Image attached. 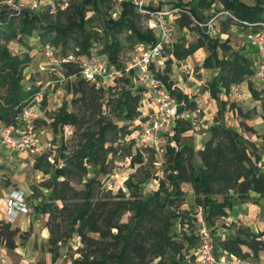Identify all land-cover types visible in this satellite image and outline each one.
Listing matches in <instances>:
<instances>
[{"label":"trees","instance_id":"1","mask_svg":"<svg viewBox=\"0 0 264 264\" xmlns=\"http://www.w3.org/2000/svg\"><path fill=\"white\" fill-rule=\"evenodd\" d=\"M214 1L199 0L195 3V0H189L187 4L186 1L185 3L180 1L179 4L189 8L196 18L202 19L204 15L200 6L210 8ZM221 1L225 8L240 19L264 21L263 0H257L255 3L245 0ZM107 2L111 8L112 0H78L67 8L58 7L55 19H49L54 13L51 6L46 11H37L30 6L15 9L13 12L3 8L0 10V123H21L24 106L33 99L37 91L42 90L41 84L28 87L22 83L24 57L14 53L6 43H2L1 36L6 40L13 37L25 38L38 31L44 42L56 44L57 51L65 55L70 41L78 33L77 42L81 45V52L89 53L99 33L89 25L92 19L87 16V11H100L104 17L107 35L105 48L109 62L117 63L120 67H124L118 59V53L123 48V39L116 35L117 32L126 31L128 33L126 38L134 39L135 42L158 39L154 28H143L140 25L141 15L132 4L124 2L121 15L114 19L110 16V8L108 13L103 11V5ZM182 23L185 24L186 21L182 20ZM230 41L231 38L220 39L203 33L196 42L185 44L179 41L173 44L171 51L179 59L186 58L199 47L206 45L209 54L204 64L216 62L219 67V71L208 83L209 91L218 103L214 122L207 129L209 136L201 148L181 140L182 134L192 126L191 119L184 118L181 113L187 109H194L197 104L187 93L175 89L173 93L176 94L178 101L179 116L173 127L176 143L170 142L167 146L170 170L161 180V186L155 194L149 197H139L140 182L129 179L127 183L129 182L135 198L117 201L116 207L107 212H100L92 199L96 174L86 181L85 189L80 192L69 185L67 176L75 173L87 174L86 162L96 167L109 152H119L118 145L113 143L106 145L109 131L128 132L126 131L128 124L133 123L140 115L137 107L141 104L144 86L141 84L137 87L130 86L131 73H124L121 76L125 84L120 89L98 84L81 74V55L77 59L62 61L60 68H65L66 76L75 75L71 83L73 92L71 102L76 107L71 108L67 101L63 102L54 116L53 127L57 131H62L66 124H73L81 138L78 145L68 152L65 151L67 145L62 135L55 140L58 148L55 160L58 163L46 169L50 176L45 178L42 184L49 188L48 197L37 204L36 208L40 212H50L51 215L55 208L66 209L69 226L64 236L79 234L86 245L81 250V255L73 260V264H136L137 259L145 261L147 251L150 256L149 264H181L184 253L198 241V237L191 229V232L177 229L178 221L183 222L187 217L174 208V204L185 197L184 181H190L192 184L196 201L203 207L210 229V225L214 224L218 216L229 212L234 204L233 195L246 198L250 196L251 190L264 194V167L260 164L264 154V135L263 143L258 145L239 129L220 119L228 106L237 113L241 108L228 98L222 97L221 92L229 93L233 83L253 72L249 54L242 48H233ZM158 73L169 84L172 82L170 69L160 70ZM251 87L254 97H259V92L252 83ZM45 94L43 92L44 97ZM262 104L264 115V99ZM105 105L117 106V115L124 121L123 124L119 125L107 117L104 112ZM241 123L244 127L252 129L244 120ZM43 156L40 155L34 163L36 167H42ZM60 159L62 162H59ZM34 188L36 189V185ZM77 195H81L83 199L72 200L71 203V198ZM58 199L65 201L60 208L54 203ZM152 199L166 210V214L158 219V228L152 229L150 235L146 236L141 229L145 219L155 215L151 209ZM68 201L70 203H66ZM129 208L134 210V215L127 224L120 220V216L122 210ZM193 215L192 221L195 224V212ZM188 220L190 223L191 220ZM48 223H51L50 219ZM4 224L8 229L11 226L10 222ZM113 228L117 231H112ZM88 231L99 232L102 240L91 237ZM259 235L260 233L249 231L247 237L230 236L222 242L223 248L241 258L257 257L259 251L264 249V241L258 238ZM62 240L63 235L51 228L50 249L53 252V260L59 255V243ZM244 246L249 247V250H245ZM98 248L101 252L99 254L96 253ZM156 259L158 260L154 262Z\"/></svg>","mask_w":264,"mask_h":264},{"label":"rangeland","instance_id":"2","mask_svg":"<svg viewBox=\"0 0 264 264\" xmlns=\"http://www.w3.org/2000/svg\"><path fill=\"white\" fill-rule=\"evenodd\" d=\"M11 1L20 5L22 9L30 6L33 0ZM76 1L78 0H73L72 3ZM179 1L183 0L169 1L165 6L171 8L175 2L179 5ZM196 1L199 0H195V3ZM245 1L255 3L257 0ZM183 2L185 3V1ZM262 3L264 5V0ZM41 4L43 7L41 11H46L49 6L54 9V13L49 19H55L58 9L54 6L56 0H41ZM108 4L109 2L103 5V11H107V13L110 8ZM180 6L182 5L180 4ZM223 6L224 4L221 0H215L211 8L202 5L200 9L201 13L206 17L212 10L220 11ZM2 8L12 12L16 9L7 3ZM188 15L181 11L173 19L172 17L169 19L171 34L168 46L164 52V62L160 66V69L163 71L170 69V80L176 83V89L178 88L184 93H187L191 100L196 101L197 105L194 109H187L181 113L184 118H189L192 121V126L182 134L181 140L193 143L196 148H201L204 140L209 136L207 129L209 124L214 122V117L218 109L216 100L213 107L209 105V102H213V99H211L212 96L208 88V83L219 71V67L216 62L207 65L204 64L205 58L209 54V49L206 45L198 48L186 58L182 59L177 58L171 51L174 43L182 41L185 44H190L196 42L203 36L201 29L197 27L192 17ZM87 16H90L92 19L89 25L98 30V38L92 43L90 52L84 53L81 52V45L77 42L78 33H76L67 47V54H73V58L77 59L79 55L86 56L92 52H96L101 57L109 59L108 52L105 48L107 35L105 33L103 12L88 10ZM145 19L141 18L140 20V25L143 28H147L148 25L144 23ZM182 20L186 21V23L183 24ZM222 24L224 29L230 31V42L233 48H242L243 50V32L239 31L240 29L228 19ZM154 30L159 35L160 26H156ZM127 34L126 31L116 33L118 37L123 39V48L118 53V59L123 64L131 62L136 54L135 40L126 38ZM3 37L1 36L2 43H6L14 53L24 57L22 83L28 87L41 84L42 91L44 94L46 92V94L45 97L44 95L38 94L40 96L37 98L38 100L36 101V108L34 110L36 116L34 118V130L39 138V142L24 149H0V212L4 206L3 198L11 187L26 190L29 193V205L32 207L31 213L28 214L29 221L23 222L20 218L15 219L13 222H10L11 226L9 229L4 224L7 221L0 214V264H38L39 261H42L43 264H72L73 260L81 255V250L86 245L83 243L82 237L79 234L75 233L74 236L70 237L64 236L69 226L66 209L58 210L55 208L53 215H51L50 212L39 213L36 205H39L48 197L47 193L49 188L43 185L42 181L50 176V172H47L46 169L58 163L55 160L58 154L57 143L55 142L57 137H61L62 135L67 145L66 152L72 151L78 145L81 138L80 133L75 130L73 124H66L62 128V131H57L53 127L54 116L63 102L67 101L71 108L76 107L71 102L73 97L71 83L75 79V75L66 76L64 67H59L57 73L40 68V62L44 60V41L40 38V32L36 31L35 34L25 38L13 37L10 40H6ZM243 51L249 54L247 49ZM247 82L250 84L253 83L249 78ZM143 83V79L138 75V69L136 72L130 74V86L137 87L140 84L143 85ZM124 84L125 81L118 74L112 76L106 83V85L116 89H120ZM239 87L233 89L228 95L226 92H221V95L228 97L235 105L241 106L240 112H232L230 108L226 109L220 119L228 125L240 127L242 131H245V135L255 137L257 132H259V129L256 127H259L263 123L262 91L260 88H257L259 97L256 98L251 93V89L247 88L246 84L244 88H241V85ZM36 93L34 97L37 96ZM147 104L148 101L143 91L141 104L137 107L140 110V115L133 123L128 124L126 129L128 132L109 131V140L106 142V145L110 143L118 145L119 152H109L108 156L96 167L92 166L90 162H86L88 166L87 174L75 173L67 176L69 185L80 192L82 189H85L86 181L96 174L97 179L94 183L92 199L98 206L100 212H107L111 208H115L117 201L135 198L129 182L127 183L129 179L133 182H140L141 192L139 197L153 196L155 191L161 186V180L166 177V174L170 170V156L167 151V146L170 142L172 144L176 143L174 128L171 131V136L168 133L163 134L164 139L160 145H157L158 147L144 146L136 138L138 128L140 127V124L137 122L140 121L142 113L147 110ZM104 112L109 119L118 122L119 125L123 124L124 121L118 118L116 105H105ZM241 119H244L252 129L244 127L240 122ZM40 155H44L41 161L43 169L42 167H36L34 164ZM59 162H62V159ZM35 185L36 189L34 188ZM183 189L185 197L179 203L174 204V208L180 211L181 214L186 215L187 219L191 220L190 227L196 229V223L194 224L192 219L194 220L193 213L197 211L200 204L196 201L190 181L183 182ZM77 199L80 201L83 197L81 195L74 196L70 202L72 203V200L78 201ZM70 202L68 201L66 203ZM54 203H57L60 208L65 201L58 199ZM151 209L155 215L145 219L141 229L146 233V236L150 235L152 229L158 228V219L160 220L166 214V210L161 208L155 199L151 200ZM122 212L120 220L128 224L134 215V210L129 208L122 210ZM49 219L51 223H48ZM51 228L55 232L63 235V240L59 243L60 255L54 262L51 260V252L49 251V246H51ZM177 229L179 230L178 227ZM112 231H117V229L113 228ZM88 233L91 237L96 238V240H102L99 232L88 231ZM96 251L98 254L101 253L99 248ZM186 255L181 261V264H194V260L190 257L188 258ZM149 259L150 256L147 251L145 261L137 259L136 264H149ZM157 260H154V262Z\"/></svg>","mask_w":264,"mask_h":264},{"label":"built area","instance_id":"3","mask_svg":"<svg viewBox=\"0 0 264 264\" xmlns=\"http://www.w3.org/2000/svg\"><path fill=\"white\" fill-rule=\"evenodd\" d=\"M73 0H56V8H67ZM124 2L134 6V9L146 18L144 23L147 27L155 28L160 26V33L156 41L137 40L135 42V56L129 63L120 67L117 63H110L109 59L101 57L96 52L89 55H81V74L86 78L96 81L98 84L106 85L112 76L124 73H133L138 69V75L143 79L144 92L148 104L147 110L142 113L138 128L137 139L144 146H157L163 141V134L173 130L176 119L179 116L178 101L173 91L176 83L170 84L159 75L160 66L164 62V52L168 46L171 34L169 19L180 14L181 11L189 14L202 33L211 37H227L223 28V22L228 19L243 32V50L247 49L252 59L253 72L250 78L255 87L260 88L264 98V21L252 22L238 18L231 10L223 6L220 11L212 10L206 17L196 18L191 10L175 4L168 8L161 5V0H112V7L109 10L110 16L118 18L124 8ZM7 3L16 9L20 5L11 0H0V10ZM31 8L41 11L43 9L41 0H33ZM42 8V9H41ZM53 12L54 9L51 8ZM44 60L40 62L42 70H51L57 73L62 61L73 58V54L61 55L57 51L56 44L47 41L43 43ZM163 58V59H162ZM43 95L39 90L35 97L24 106L22 122L19 124H0V149H24L30 145L37 144L39 138L35 133L34 118L37 98ZM143 112V111H142ZM158 147V146H157ZM5 211L3 218L7 222H13L21 212H29L31 207L28 201V194L21 188L10 189L5 197ZM197 245L187 252V257L196 255L202 264H245L244 258L231 255L229 258H221L217 255L214 245V235L204 215L203 207L195 212Z\"/></svg>","mask_w":264,"mask_h":264},{"label":"crops","instance_id":"4","mask_svg":"<svg viewBox=\"0 0 264 264\" xmlns=\"http://www.w3.org/2000/svg\"><path fill=\"white\" fill-rule=\"evenodd\" d=\"M169 1H175V0H161V5L165 6V4L169 3ZM183 1H188V0H183ZM175 4H177V2H175ZM229 32L230 31L228 29H225V33L228 34V36L227 37L220 36L219 38L220 39L231 38V34ZM201 47H203V46H201ZM248 78L250 81H252L250 78V75H248V76L244 77L243 79H241L240 81L233 83L231 85V89H230L229 93L235 88H240L239 87L240 85H241V88H244L245 84H246L247 88L251 89V93H252L251 84L249 82H247ZM252 85L255 89H257V87H255V85L253 83H252ZM226 94L228 95L227 92H226ZM244 95H245V91H244ZM221 96L224 97L223 95H221ZM224 98H228V97H224ZM211 99H213V102L212 101L209 102V105H211L213 107L216 99L214 97H212ZM216 102H217V100H216ZM217 105H218V103H217ZM227 109H229V106L227 107ZM231 111L234 112L235 110L231 109ZM205 116H206V114H205ZM243 120L244 119H241V121H243ZM262 120H263V123H261V125L259 127H256L257 129H259V132H257L255 137H250V136L245 135L246 134L245 131H242V129L240 127H236V128L239 129L245 136H247L250 139H252L253 141H255L258 145H261L263 143L262 135H264V118L263 117H262ZM168 135L171 136L172 134L168 133ZM260 164L264 167V154H263L262 160L260 161ZM10 189H12V187L9 188V190ZM27 194L29 195V193H27ZM3 200H4V198H3ZM233 200H234V204L229 209V212L226 215L218 216L216 218L214 224L210 225L211 230H212L213 235H214L215 250L217 252V255L221 258L222 257L223 258H229V257H231V255H236L234 253L228 252L226 249L223 248L222 242L224 240H227V238L230 236L241 235L243 237H247L249 231H253L256 233H260L258 238H260V240L264 241V194H260L257 191L251 190L249 197L241 198V197H238L237 195H233ZM4 211H5V203H4V206L2 208V211L0 212L1 216L3 215ZM31 211H32V207H31V210L29 212H21L18 215V217L16 218V220L20 218L21 221H23V222L29 221L30 218H29L28 214L31 213ZM39 213H47V212H40L39 211ZM188 221L189 220L187 219V217L184 219L183 222L180 220L178 221L177 227L179 228V231L181 229H184L187 232H191V230H192L197 236L196 229H193L192 227H190V223ZM196 245H197V241H196L195 246ZM194 247L190 248L189 250L193 249ZM50 248H51V246H49V251L51 252V260L54 262L57 259L53 260V252L51 251ZM244 248H245V250H249V247H247V246H244ZM189 250H188V252H189ZM58 252H59V249H58ZM186 252L184 253L185 255L187 254ZM59 255H60V253H59ZM185 255H184V258H185ZM236 256H238V255H236ZM190 258H192L194 260V264H202L199 261L198 257L195 256L194 254L191 255ZM244 259L247 261L248 264H264V249L259 251V254L257 257L250 256V257H247ZM38 264H43V262L39 261Z\"/></svg>","mask_w":264,"mask_h":264}]
</instances>
